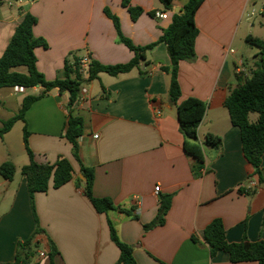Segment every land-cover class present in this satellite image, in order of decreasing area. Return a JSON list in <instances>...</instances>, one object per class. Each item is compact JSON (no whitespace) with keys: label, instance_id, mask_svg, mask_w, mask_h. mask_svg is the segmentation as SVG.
<instances>
[{"label":"crops","instance_id":"0c3cea01","mask_svg":"<svg viewBox=\"0 0 264 264\" xmlns=\"http://www.w3.org/2000/svg\"><path fill=\"white\" fill-rule=\"evenodd\" d=\"M121 1L32 0L18 6L0 0V57L29 12L37 19L33 35L48 45L34 51L36 67L47 80L62 77L69 53L77 52V58L88 55L102 65L127 63L134 54L116 43L113 23L103 9L119 18L122 33L140 47L159 39L172 14L158 20L148 13L167 11L159 0H128L143 9L132 21ZM183 3L174 0L172 7L181 8ZM195 25L199 31L195 59L180 62L177 80L179 101L194 97L206 104L198 140L203 143L208 134L221 140L217 149L204 146L205 172L196 173L195 161L183 149L176 107L168 96L169 74L162 70L170 67L164 44L148 51L139 67L128 73L99 74L81 89L72 108L67 92L48 91L25 114L28 147L35 162L53 164L65 157L74 173L60 188L35 193L33 213L26 178L18 176L28 156L24 123L16 122L26 158L19 165L10 158L2 161L10 159L15 175L10 181L0 176V264H16L17 244L33 235L36 221L43 232L35 238L38 245L31 250V264L49 263V242L58 252L55 264H117L119 249L110 238L107 219L120 241L132 248L137 264H257L232 263L224 252L211 257L201 233L220 219L228 243L264 241V185H258L243 155L239 129L224 107L229 88L256 66H264L261 52L238 58L233 49L241 26L239 36L245 42L247 37L264 41V0H205L195 14ZM41 92L40 87L23 93L0 89V126L18 112L24 96ZM69 113L83 121L79 159L93 169V197L113 202L115 209L107 215L95 211L83 183L77 186L79 164L61 137ZM261 170L264 174V156ZM162 195H171L169 210L161 224L144 230L156 220Z\"/></svg>","mask_w":264,"mask_h":264},{"label":"trees","instance_id":"16d2710c","mask_svg":"<svg viewBox=\"0 0 264 264\" xmlns=\"http://www.w3.org/2000/svg\"><path fill=\"white\" fill-rule=\"evenodd\" d=\"M173 1L159 0L164 10L167 11L173 10ZM204 1L186 0L180 8L181 13L172 14L170 25L163 31L159 39L144 47L134 45L122 33L119 18L105 7L103 13L113 23L116 43L124 45L133 52V58L127 63L116 65H102L98 61L91 60L86 73L83 74L78 67L79 58L73 56V60L70 61L67 57L72 53H69L64 60L62 77L54 80H47L36 67L35 49L39 47L48 48V45L43 38H36L33 35V27L37 23L36 17L29 12L25 13L0 57V89L40 87L42 92L36 96H24L18 112L9 119L2 121L0 139L12 129L16 122L22 121L24 123L23 143L28 156V163L21 167L20 173L26 178L33 213H35L34 194L45 193L50 188H60L71 181L74 172L70 161L65 157H59L53 164H39L34 161L33 153L27 142L28 132L25 124L27 110L34 102L43 98L46 92L53 89H57L59 93L67 92L69 96L68 108H72L79 99L81 89L91 81L98 79L99 74L104 73L115 77L128 73L138 68L139 62L145 60L146 53L159 44L166 46L170 59V67L162 70L169 74L168 96L169 101L176 107L179 130L184 137L183 149L195 161L196 173L202 174L201 170L204 168L205 161L204 146L217 149L221 140L211 134L206 135L203 143L198 140L197 130L205 115L206 104L194 97L179 101L180 86L177 75L180 62L195 59V40L199 34L195 25V14ZM121 5L127 9L132 21H136L143 13V9L131 6L128 0H122ZM148 15L154 18L155 12H149ZM246 42L258 48L264 55V41L247 37ZM224 107L228 111L231 124L239 129L243 155L253 168V174L257 177L258 185H264V174L261 170V159L264 156V66H256L248 77L240 81L234 88H229L224 100ZM250 114L257 115L255 121L250 120ZM82 134V119L69 113L61 137L71 145V154L79 164L77 186L78 183H83V193L95 211L107 215L109 211L115 209L113 202L107 198L93 197V169L84 166L79 159L78 139ZM14 175L15 166L10 160L0 164V176L3 179L10 181ZM159 201L156 220L144 226V230L162 223L171 204V195H162ZM133 218L137 219V216L134 215ZM36 223L37 227L33 235L26 241L17 244L16 264H31V256H33L31 250L38 245L35 238L43 232L37 221ZM107 223L110 238L119 249L117 264H137L132 248L120 241L116 229L109 219H107ZM201 237L208 247L211 257H214L218 252H224L229 256V261L232 263L253 261L257 264H264V241L228 243L220 219L210 222L202 231ZM192 240L195 241L194 238ZM57 254L54 244L49 242L48 264H55L53 259ZM157 264L163 263L158 262Z\"/></svg>","mask_w":264,"mask_h":264},{"label":"rangeland","instance_id":"374dc122","mask_svg":"<svg viewBox=\"0 0 264 264\" xmlns=\"http://www.w3.org/2000/svg\"><path fill=\"white\" fill-rule=\"evenodd\" d=\"M185 2L186 0H182ZM258 19V14L256 17ZM243 32V26L240 27L238 35L236 39L234 40V46L233 49L236 51V56L240 58V56L244 55L245 57H251L253 58L252 54L259 53L260 50L254 46L249 45L247 42L242 40V33ZM240 35V36H239ZM78 54L77 52L72 53L70 56H68V60H73V56ZM257 115L252 114L251 119H256ZM10 146V147H9ZM5 158L12 159L15 164L19 165L21 163L22 158H26L23 150L22 145V137H21V126L16 123L12 127V131L8 136L4 138V141H0V162H2ZM8 159V160H10ZM20 175V172L18 171V176Z\"/></svg>","mask_w":264,"mask_h":264},{"label":"built area","instance_id":"2783aa9c","mask_svg":"<svg viewBox=\"0 0 264 264\" xmlns=\"http://www.w3.org/2000/svg\"><path fill=\"white\" fill-rule=\"evenodd\" d=\"M2 1H3L4 4H7V5L15 4V5H18V6H25V5L30 4L32 2V0H2ZM169 13L173 14L174 12L173 11H161V12L156 11L155 15H154V18L158 19V20H166L168 18V14ZM90 62H91V60L88 57V55H85V56L79 58L78 67H79L80 71L83 74L86 73ZM14 89H15L16 92L23 93V92H25V90L27 88L15 87ZM95 138H96V136H95ZM201 172L204 173L205 172V168H203L201 170ZM157 192L158 191H156V193Z\"/></svg>","mask_w":264,"mask_h":264},{"label":"water","instance_id":"95a60500","mask_svg":"<svg viewBox=\"0 0 264 264\" xmlns=\"http://www.w3.org/2000/svg\"><path fill=\"white\" fill-rule=\"evenodd\" d=\"M174 13H181V10H180V8L179 7H175V8H173V10H172ZM81 177V176H80Z\"/></svg>","mask_w":264,"mask_h":264},{"label":"bare ground","instance_id":"6f19581e","mask_svg":"<svg viewBox=\"0 0 264 264\" xmlns=\"http://www.w3.org/2000/svg\"><path fill=\"white\" fill-rule=\"evenodd\" d=\"M245 188V187H244ZM249 190V189H248Z\"/></svg>","mask_w":264,"mask_h":264}]
</instances>
